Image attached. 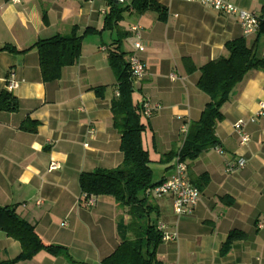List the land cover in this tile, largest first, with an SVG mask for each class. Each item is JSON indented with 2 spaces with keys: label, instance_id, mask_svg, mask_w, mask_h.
Wrapping results in <instances>:
<instances>
[{
  "label": "crops",
  "instance_id": "0c3cea01",
  "mask_svg": "<svg viewBox=\"0 0 264 264\" xmlns=\"http://www.w3.org/2000/svg\"><path fill=\"white\" fill-rule=\"evenodd\" d=\"M152 1L162 8L163 19L155 11L137 14L133 0L125 16L139 17L131 27L142 29L146 45L145 52L136 54L146 75L134 86V104L147 100L161 106L147 124L143 122L152 132L150 138L146 129L143 145L152 162L164 167L163 181L171 176L172 169L166 170L174 164H161L163 156L181 147L183 124L197 122L209 102L197 87L200 69L226 57V44L237 39H246L264 59V33L247 37L236 17L220 15L197 2ZM225 1L257 14L264 23V0ZM103 6L109 7L108 0H24L19 5L0 0V47L26 51L0 53V96L7 91L19 104L17 112L0 111V206H16L45 243L67 248L70 255L42 252L18 264H101L121 245L118 226L123 218L128 220L125 211L109 197H97L95 206L87 207L80 187L82 174L113 170L124 161L111 112L119 92L109 52L118 38L108 45L98 40L105 32L88 35L94 39L86 36L79 61L64 68L61 78L52 83L43 81L39 53L31 49L40 40L69 36L74 28L79 36L88 28L100 32L104 27L100 20L106 18ZM131 27L124 30L131 32ZM130 41L127 61L135 53L132 32L122 51ZM191 65L195 72L189 71ZM172 74L178 76L176 81ZM11 80L19 82L13 91L8 89ZM99 88H105L103 97L95 92ZM261 103L264 72L253 71L222 108L224 121L216 135L224 154L213 148L188 162L190 182L205 174L210 178L192 213L177 216L171 198L154 200L157 224L178 234L177 241L158 247L163 264H264V117L250 121ZM239 121L246 122L250 136L246 145L240 144L234 130ZM25 125L30 131L23 129ZM240 158L246 160V167L229 173L228 162ZM52 162L60 169L50 172ZM234 231L246 238L223 255ZM21 252L17 241L0 232V263L16 259Z\"/></svg>",
  "mask_w": 264,
  "mask_h": 264
},
{
  "label": "trees",
  "instance_id": "16d2710c",
  "mask_svg": "<svg viewBox=\"0 0 264 264\" xmlns=\"http://www.w3.org/2000/svg\"><path fill=\"white\" fill-rule=\"evenodd\" d=\"M110 12L104 20L103 29L98 32L88 28L83 36L74 28L69 36H56L38 41L31 49H36L40 56V67L45 83L56 82L61 78L64 68L74 66L82 54V44L86 36L117 31L118 39L112 44L109 52V64L118 83L119 97L111 105L114 127L121 135V152L123 163L116 169H99L92 173L82 174L80 187L83 194L112 198L118 207L125 211L128 218L119 221L121 245L101 264H163L157 255L158 247L163 243L162 234L157 230V222L150 221L155 207L146 196L149 189L159 185L154 181L153 163L149 152L144 148L143 136L147 126L143 123L141 108L134 104V85L131 81L127 54L122 51L123 43L131 37L120 26L130 7H121L117 0H108ZM132 7L137 14L149 11L160 13L162 8L152 0H133ZM264 15V8L262 10ZM264 33V23L260 27ZM226 57L212 61L200 69L198 89L209 97L201 118L190 124L189 133L183 139L179 149H174L163 156L161 164L173 163L179 158L182 162H194L203 153L220 145L216 135L217 126L224 121L223 106L229 101L233 90L241 84L245 77L253 71L264 72V59L258 56L254 48L249 47L246 39L228 42L225 46ZM19 54L11 45L0 47V53ZM185 62L190 63L189 59ZM190 72H195L192 65ZM105 88L96 89L99 97H103ZM19 104L11 93L3 92L0 96L1 112H17ZM33 124V123H32ZM35 126V124H34ZM24 130L30 131L23 126ZM33 130V129H31ZM172 167L168 168L169 171ZM164 180V179H163ZM192 184L202 192L210 183L207 174ZM0 232L21 245L22 252L14 260L0 264H18L33 260L42 252L58 257H70L67 248L45 243L38 235L36 227L17 213V207L0 206ZM246 238L242 232H232L223 247V255L227 254L233 243Z\"/></svg>",
  "mask_w": 264,
  "mask_h": 264
},
{
  "label": "built area",
  "instance_id": "2783aa9c",
  "mask_svg": "<svg viewBox=\"0 0 264 264\" xmlns=\"http://www.w3.org/2000/svg\"><path fill=\"white\" fill-rule=\"evenodd\" d=\"M67 2H74L76 0H65ZM104 0H90L91 3L102 2ZM120 5L130 6L132 0H117ZM183 2H197L213 11L217 12L223 16L236 17L244 31V35L249 37L257 34L260 31L262 24L261 18L252 12L245 11L238 8L237 6L226 2L225 0H181ZM8 2L19 5L24 2V0H8ZM133 12V8H131ZM102 14L107 16L108 12L103 10ZM131 32L134 35V51L128 59V64L130 67L131 81L134 86L142 82L146 75V67L144 63L136 55L137 53H143L146 51V45L143 42L142 29L139 26L131 27ZM171 79L176 81L178 76L175 74L171 75ZM19 87V82L16 80H11L8 83V89L13 91ZM119 96V94H118ZM142 117L145 119H150L154 116L156 112L161 109L160 105L152 104L149 101H143L140 104ZM264 117V104H260V111L255 117L250 121L256 123L259 118ZM190 125L184 123L181 129V135L183 138L189 133ZM235 132L240 137V144L246 145L250 142V136L246 132V122L239 121L234 126ZM214 150L223 155L224 151L221 147L217 146ZM246 160L240 158L236 161L228 162L227 171L229 173H234L238 170H242L246 167ZM60 169V165L57 162H52L49 166V171H57ZM189 166L188 163L180 161L179 158L175 159L172 174L170 177L164 179L159 185L149 189L146 193L148 198L154 200L162 198H171L173 200L174 212L177 216L187 215L193 212L197 204L199 203L201 192L190 182L188 178ZM82 201L87 207H93L96 204V199L93 196H88L83 194ZM157 230L162 234V240L164 243L174 242L178 239L177 232H170L168 226L165 224H158Z\"/></svg>",
  "mask_w": 264,
  "mask_h": 264
},
{
  "label": "rangeland",
  "instance_id": "374dc122",
  "mask_svg": "<svg viewBox=\"0 0 264 264\" xmlns=\"http://www.w3.org/2000/svg\"><path fill=\"white\" fill-rule=\"evenodd\" d=\"M121 7L124 8V7H126V5H121ZM101 10H105V11L110 12V7H107V6L105 7V6H103V8H102ZM138 20H139V17H136V16L129 17V16L127 15V16H125V20H124L122 23H120V26H121L122 28H126V29H128V28L131 27V25H134V24L137 25ZM103 22H104V17L101 18V20H100V23H101V24H103ZM113 32H115V33L113 34V33H111V32H105V33H104V36H103L102 38L98 37V40H99V41H100V40H103L104 43L110 45V44L113 42V40H115V39L118 38V33H117V31L115 30V31H113ZM112 34H113V35H112ZM87 38H89V39H94V38H96V37H94V36H88ZM133 43H134V42H133ZM128 46H131V41L129 42V45H126V48H123V51H124V52L126 51V49H128ZM133 48H134V47H133ZM125 53H126V52H125ZM135 99H136V97H135ZM143 122H145V123L147 124L148 121H147L146 119H144ZM147 134H148V136L150 135V138H151V136H152V135H151L152 132H151V130H150L149 128L147 129ZM151 168L153 169V172H154V181H155V182L160 181L161 178L163 177V173L165 172L164 167L161 166V165H159V164L152 163V164H151ZM150 202L153 203V204H155V203H154V199H152V198H151ZM157 220H158V217L156 216L155 213H153V214L151 215V217H150V221H152V222L155 223V222H157Z\"/></svg>",
  "mask_w": 264,
  "mask_h": 264
},
{
  "label": "water",
  "instance_id": "95a60500",
  "mask_svg": "<svg viewBox=\"0 0 264 264\" xmlns=\"http://www.w3.org/2000/svg\"><path fill=\"white\" fill-rule=\"evenodd\" d=\"M162 181L158 182V184H160Z\"/></svg>",
  "mask_w": 264,
  "mask_h": 264
}]
</instances>
